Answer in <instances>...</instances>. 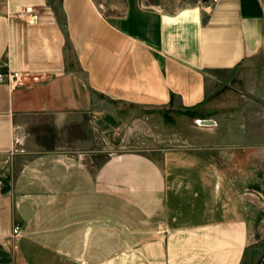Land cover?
<instances>
[{
  "label": "crops",
  "instance_id": "1",
  "mask_svg": "<svg viewBox=\"0 0 264 264\" xmlns=\"http://www.w3.org/2000/svg\"><path fill=\"white\" fill-rule=\"evenodd\" d=\"M0 73L23 77L0 82V264H244L225 162L263 161L264 132L236 125L180 170L173 152H100L95 131L212 121L211 84L264 82V0H0Z\"/></svg>",
  "mask_w": 264,
  "mask_h": 264
},
{
  "label": "rangeland",
  "instance_id": "2",
  "mask_svg": "<svg viewBox=\"0 0 264 264\" xmlns=\"http://www.w3.org/2000/svg\"><path fill=\"white\" fill-rule=\"evenodd\" d=\"M234 77L228 75L230 80H221L215 86L210 85L209 107L199 116L204 114L211 117V125H201L198 116L183 111L172 114L152 113L141 120L143 122L128 119L121 122L120 128L96 130L99 138L96 149L103 153L109 151L116 154L137 152L164 155L166 152H173L179 159V169L186 170L194 162L187 160L185 155L208 150L215 154L222 152L223 147H220L226 144L225 140L233 143L234 139H238L234 129L236 125H247V129L242 131L243 141L246 135L250 136L257 131L264 132V129L251 128L256 119L264 120V82L252 79V75H248L240 85L231 81ZM135 114L143 115L139 112ZM229 147L231 146H227L226 149ZM225 163L227 184L240 191L237 195L242 200L243 218L247 223L252 244L246 253L244 264H264V160L258 162L250 160V155L243 152L237 162L229 159ZM219 166L218 157H214L211 168L217 170ZM179 179L186 181L184 177ZM217 179L215 177V180ZM234 195L233 192L227 193L232 202Z\"/></svg>",
  "mask_w": 264,
  "mask_h": 264
},
{
  "label": "built area",
  "instance_id": "3",
  "mask_svg": "<svg viewBox=\"0 0 264 264\" xmlns=\"http://www.w3.org/2000/svg\"><path fill=\"white\" fill-rule=\"evenodd\" d=\"M215 3L218 2V0H213ZM22 75L20 74H12V73H8V74H3L0 73V82H8L10 85L12 86H19L22 84ZM21 235V230L20 228H15L14 229V236L15 237H19Z\"/></svg>",
  "mask_w": 264,
  "mask_h": 264
},
{
  "label": "water",
  "instance_id": "4",
  "mask_svg": "<svg viewBox=\"0 0 264 264\" xmlns=\"http://www.w3.org/2000/svg\"><path fill=\"white\" fill-rule=\"evenodd\" d=\"M200 124L206 126V125H211L212 122L211 121H201Z\"/></svg>",
  "mask_w": 264,
  "mask_h": 264
}]
</instances>
